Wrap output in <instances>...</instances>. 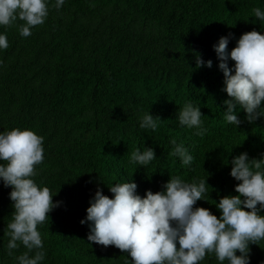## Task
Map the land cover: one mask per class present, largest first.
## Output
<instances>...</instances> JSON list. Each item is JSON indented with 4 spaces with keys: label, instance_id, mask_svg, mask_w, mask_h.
I'll return each mask as SVG.
<instances>
[{
    "label": "trees",
    "instance_id": "obj_1",
    "mask_svg": "<svg viewBox=\"0 0 264 264\" xmlns=\"http://www.w3.org/2000/svg\"><path fill=\"white\" fill-rule=\"evenodd\" d=\"M53 3L28 36L19 32L22 20L0 25L9 41L0 49V131L27 127L44 137L34 180L61 203L37 225L41 264H131L126 250L88 241L90 222L80 223L98 185L111 197L108 185L132 179L144 195L172 175L208 176L210 197L196 205L219 216L215 201L236 194L239 182L230 175L232 156L264 153V117L249 123L241 109L238 127L224 117L228 94L213 48L221 35L232 34L231 50L243 32L264 29L253 12L264 9V0H65L59 9ZM197 55L212 66H197ZM189 100L201 106L203 136L176 119ZM148 110L163 120L155 130L139 127ZM171 137L193 154L189 165L172 154ZM144 145L157 157L138 166L131 152ZM10 190L0 180V264H18L16 255L27 250L21 244L9 255L6 248ZM249 247L250 264H264V239ZM198 264L221 262L213 252Z\"/></svg>",
    "mask_w": 264,
    "mask_h": 264
},
{
    "label": "clouds",
    "instance_id": "obj_2",
    "mask_svg": "<svg viewBox=\"0 0 264 264\" xmlns=\"http://www.w3.org/2000/svg\"><path fill=\"white\" fill-rule=\"evenodd\" d=\"M64 2L54 0L51 6L59 9ZM49 7V0H0V25L22 20L19 32L28 36L33 26L45 21ZM253 12L264 21V9L254 7ZM231 35H221L213 48L223 72V90L228 94L222 101L226 105L224 117L238 127L243 123L238 116L241 109L249 123L264 117V29L243 32L229 50ZM8 46L7 33L0 31V49ZM229 59L234 61L231 66ZM212 64V59L196 56L197 66ZM202 116L201 106L189 100L178 109L176 119L203 136L207 127ZM161 121L159 115L148 110L140 117L139 127L155 130ZM43 141L42 135L27 127L0 131V180L4 186H11L8 195L14 209L13 218L6 225V248L9 255L21 244L27 249L16 255L18 264H41L44 260L45 249L37 225L61 203L53 200L56 192L34 180L35 166L44 159ZM169 142L173 145L172 154L182 164L193 161L194 156L184 143L175 137ZM156 157L151 146L144 145L143 150L136 147L131 152V162L138 166H146ZM228 163L230 175L239 182L234 185L236 194L223 195L215 201L219 216L196 205L197 200L210 197L208 176L186 180L172 175L160 190L145 189L144 195L136 191L137 183L132 179L108 185L114 194L111 197L98 185L89 198L86 217L80 220L81 224L90 222L88 241L126 250L132 257L131 264H198L206 253L213 252L221 264H250V243L264 239V153L257 158L241 151Z\"/></svg>",
    "mask_w": 264,
    "mask_h": 264
}]
</instances>
